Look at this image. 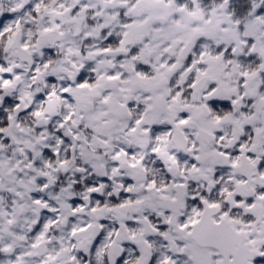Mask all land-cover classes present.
Here are the masks:
<instances>
[{
  "label": "snow or ice",
  "instance_id": "snow-or-ice-1",
  "mask_svg": "<svg viewBox=\"0 0 264 264\" xmlns=\"http://www.w3.org/2000/svg\"><path fill=\"white\" fill-rule=\"evenodd\" d=\"M0 264H264V0H0Z\"/></svg>",
  "mask_w": 264,
  "mask_h": 264
}]
</instances>
